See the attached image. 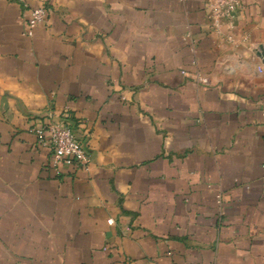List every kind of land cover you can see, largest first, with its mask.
Listing matches in <instances>:
<instances>
[{
    "label": "crops",
    "instance_id": "0c3cea01",
    "mask_svg": "<svg viewBox=\"0 0 264 264\" xmlns=\"http://www.w3.org/2000/svg\"><path fill=\"white\" fill-rule=\"evenodd\" d=\"M0 264H264V0H0Z\"/></svg>",
    "mask_w": 264,
    "mask_h": 264
},
{
    "label": "built area",
    "instance_id": "2783aa9c",
    "mask_svg": "<svg viewBox=\"0 0 264 264\" xmlns=\"http://www.w3.org/2000/svg\"><path fill=\"white\" fill-rule=\"evenodd\" d=\"M241 0H208L210 16L217 25L226 20L233 22L239 11ZM47 16L46 6L39 4L31 7L30 16L27 19L25 32L34 34V28L44 22ZM39 140L49 144L53 148L52 165L59 168L61 165L69 167L88 168L90 156L84 143L76 136L73 125L68 120L50 121L34 128ZM109 223H115L113 217Z\"/></svg>",
    "mask_w": 264,
    "mask_h": 264
}]
</instances>
